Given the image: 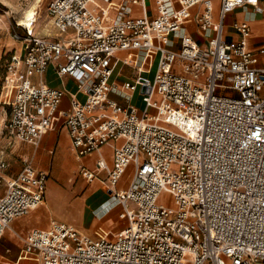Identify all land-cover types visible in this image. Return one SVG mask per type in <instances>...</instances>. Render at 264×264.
Returning a JSON list of instances; mask_svg holds the SVG:
<instances>
[{
	"label": "built area",
	"instance_id": "1",
	"mask_svg": "<svg viewBox=\"0 0 264 264\" xmlns=\"http://www.w3.org/2000/svg\"><path fill=\"white\" fill-rule=\"evenodd\" d=\"M93 1L51 0L52 37L19 21L11 26L22 51L7 65L3 133L10 144L38 146L62 126L79 159L111 146L112 167L100 156L95 169L81 165L79 172L87 181L107 172L111 200L94 213L118 205L126 225L111 238H93L53 221L32 229L5 264H264V45L250 44L248 23L233 24L237 39L227 38L225 25L230 12L247 5L264 15V4L219 0L215 17L213 0H177L174 11L155 0V14L147 0H130L141 16L125 1L105 22ZM1 16L9 12L0 3V29ZM191 21L212 33L208 42L184 32L172 48V36ZM122 52L143 60L152 52L149 65L158 64L153 81L138 67L123 82L130 94L140 92L141 115L130 97L121 104L111 96V77L126 62ZM50 65L74 78L84 99L71 94L62 106L66 91L44 80ZM130 166L131 181L119 190ZM9 168L0 150V241L13 220L44 203L50 174L27 160L16 175ZM162 194L175 206L161 203Z\"/></svg>",
	"mask_w": 264,
	"mask_h": 264
},
{
	"label": "crops",
	"instance_id": "2",
	"mask_svg": "<svg viewBox=\"0 0 264 264\" xmlns=\"http://www.w3.org/2000/svg\"><path fill=\"white\" fill-rule=\"evenodd\" d=\"M125 1H128L129 4L131 5V11H132V15L134 17H139L142 15L141 6L131 4L130 0H94L92 2V7L95 8L96 10H98V12H101V14L103 15V20L105 22H110L115 17V15L117 13L116 12L117 9ZM260 1L262 4H264V0H260ZM151 3H152L151 6H148V11H151L152 14H155V12H156L155 11V0H151ZM167 3H168L169 10H171V11H174L175 8L177 7V0H167ZM213 4H214V9H215V17H217L219 14V10H220L219 9V0H213ZM197 9L198 10L202 9V6L200 5L197 8H194V10H197ZM231 13H234L236 15V19H234V20L230 19ZM242 22H246V23H248L249 26L252 27V34H251L250 39H249L250 44L255 49H257L261 45H264V15L257 13L254 10V8H252L250 5H247L244 8H239V9L229 13V15L226 18V23H225V25L227 27V33H226L227 38L228 39H230V38L237 39L239 37L238 31H237V29H235L233 24L234 23H242ZM5 26L7 27V24H5ZM183 28L184 29L181 32L177 33V34H179V36L181 33H184V32L190 33L201 44L207 43L209 37L212 35L211 32H209V33L202 32V30L196 25L195 21H193V22L191 21V22L186 23ZM48 33H45L43 35H48ZM179 36H174V35L172 36L174 42L172 43L171 46L174 49L179 47V42H178ZM12 38H14V37L12 36ZM21 51H22V47L20 48V52ZM127 55L129 57H131V59L128 58ZM150 55H151V57H150ZM120 57H122L123 59H126V62H124L122 60L118 64V66L116 67L113 75L115 74L116 70L119 69L117 78L112 79V77H111V81L115 85H117L119 92H121V90L123 88V82L126 80H129V79H132L135 76V74L137 73L138 67L140 68L142 66V68L147 70V71L152 69V67L149 65L150 64L149 60L153 57V53L149 52L145 56L144 60L142 59L141 55L137 52H133L130 54L127 52H122L120 54ZM259 62L261 65H264V58H261ZM125 64H131V65L137 64L138 67H136V71L133 72V74L131 76H128V77L126 76V80H124L123 82H119L118 81L119 76H121L123 74V72H125ZM49 76H52V78H53L52 81L54 83H50L47 80ZM44 80L47 84H49L53 87L64 89L66 91V94H65L63 101H62V106H64V107L69 106L71 94H77L78 96L81 94V93H78L77 90H76V92H72L71 90H69L67 88V83L71 80L76 85L75 79L72 77H68V76L61 77L60 75H58V73L54 69V65H50L46 69L45 74H44ZM117 88H116V90H117ZM111 96L115 99V96H113V92L111 93ZM120 102H122L121 104H124V102L126 103L127 101L123 100ZM60 143L65 145L64 151L69 152L71 154L70 159L75 162V164H76L75 168L78 167V172L80 171L81 165H85L89 169H95L96 160L100 156H102L106 160L108 167H112V165H113V159H114L113 149L109 145H107V146L105 145L101 148L100 151L94 152L93 154H91L89 156H85V157L79 159L75 155V152L72 148L71 138L69 136L68 131L64 127L59 126V125L55 129L46 133L43 136V138H42V140L38 146H34V145L27 143V142H24V141H15L14 143L10 144L9 140H8L9 146H7L5 149H2L5 152V157L10 162V168H9V174L10 175H16L23 168L25 160L30 161L32 163V165L38 170H45V171H48L49 173L52 172L53 178L51 180H53V181H51V180L49 181V179H50V174H49V179H48L49 184L47 182V189H46V197H47V190H48L49 198H51V204L48 203L47 205H50L51 208L54 207L53 202L55 200L52 198H54L55 195H52L51 192L49 193V188L52 191L53 190L52 187H55V186L57 187L56 183L54 182L55 175L63 176L65 174L63 170L58 169V167L56 166V162H55L56 158L58 161L57 155L59 153L64 152L61 150V148H59ZM51 151H53V152H51ZM52 154L54 155V161H53L54 176H53V169L51 170ZM54 166H55V168H54ZM43 167H45V168H43ZM106 176H107V172L103 171V173L96 176L97 178L94 179L92 181V183L87 181L83 177L85 179V183L81 186L80 190H83L84 192H83V195L79 196V198H78L80 201L82 200L84 203V206H85L84 213L86 215L88 212L91 213V221H90V225H89L91 231H93V229H95V228H97V226H99V231H101V233L98 231H95L94 234H91L87 231H84L81 227L77 226L73 222L62 221V220H58V219H51L48 222L47 226H42L43 221L45 220L47 215H45L44 213H37V214H33V215H30V214L33 211H35L36 209L40 208L44 204H41L39 207H37L36 209L31 211L28 215H25L23 217H18L15 220H13V222L11 223L13 229H15L16 231H18L20 233L27 235L33 228L47 229L51 225L50 223L52 220H58V221L66 222L69 224L70 223L74 224L82 232L89 234L93 238L110 236L108 234H110L111 231L114 233V230L116 233L117 231H119L120 229H122L126 225L125 212L120 206L117 205V206L112 207L111 210L107 211L101 217H98L97 215L93 214V212L106 207L109 204V200H111L110 199V196H111L110 192L108 191V189L106 187V185H107L105 182ZM126 176H127V178H125ZM132 176H133L132 166H130L127 168L124 177L118 183V185H120V183L123 182L121 184L122 188H118V189L119 190L125 189L129 185ZM95 180H99L101 183H98L97 185H95V187L93 189L90 190V186H92L94 184L93 182ZM56 182H58V181H56ZM89 183H91V184L88 186ZM46 197H45V200H46ZM80 201H76V202H79V207H80ZM44 203H45V201H44ZM92 217L95 218L96 220H98V222H96L94 224V222H92ZM18 224L20 227L25 228L27 226L29 228H25L24 231H20L17 228ZM82 227H84V226H82ZM103 228L104 229H110V230L104 231ZM6 232H5L2 240L0 241L1 243H2V241H6L9 238L6 235ZM14 238L17 239L16 237H14ZM107 238H109V237H107ZM12 241H14V240H12ZM2 244H4V243H2ZM4 248H5V251L7 248L10 249V252L12 251L11 247H6V245L2 249H4ZM21 248H22V245L20 246V250H21ZM20 250H19L18 254L16 255V257L19 255Z\"/></svg>",
	"mask_w": 264,
	"mask_h": 264
},
{
	"label": "rangeland",
	"instance_id": "3",
	"mask_svg": "<svg viewBox=\"0 0 264 264\" xmlns=\"http://www.w3.org/2000/svg\"><path fill=\"white\" fill-rule=\"evenodd\" d=\"M35 1L36 0H0V3L3 4L4 7H6L8 9V12H9V16H3V17L1 16L2 28L0 29V150L5 149L7 146H9L8 139L6 138V135H4V133H3V123H4V119H5L6 115H5L4 108H3V101H4L5 93L4 94L2 93L3 89H4L3 86H4V84H6L8 82V79H9V76L7 74V65H8V61L10 59L11 54L13 52L20 53V48L22 47L21 41L17 40L16 38H12L11 26L13 24L15 25L16 22H18V21H19V23L24 24V19L28 14L27 10ZM50 1L51 0H44L42 3V7L39 8L38 13L41 16V19L37 22H33L34 27H32L33 28L32 32L34 34L43 35L45 33H48L47 32L48 30L52 31L51 37L56 34V30L52 27L50 17L48 15V11H47L48 4L50 3ZM151 4H152L151 0H147V5L151 6ZM230 19H232V20L236 19V15L234 13H231ZM5 24H7V27L5 26ZM17 30L19 32L23 33V31L21 29L18 28ZM174 36H179V34H176ZM127 57L131 59V57H129L128 55H127ZM153 65L154 66L150 70V73L147 72L144 74L151 81L154 80V77H155V74L157 71V67H158L157 62H155ZM136 67H138L137 64H135V65L125 64V72H123V74L121 76H119L118 81L123 82L124 80H126V76L127 77L131 76L133 74V72L136 71ZM118 70L119 69L116 70L115 74L112 76V79L117 78ZM47 80L50 83H54L52 81L53 80L52 76H49ZM67 88L69 90H71L72 92H76V90H77V86L74 84V82L72 80L67 83ZM113 96H115V99L117 101H119V100L123 101V100H126L127 97H130L131 101H133V103L141 109L139 114L140 115L142 114V110H143V107L145 106V103H144V101H142V97L140 95V92H134L132 94L129 93L127 95L125 93L119 92V90L117 88V90L115 89L113 91ZM79 98L84 99V95L80 94ZM120 103H122V102H120ZM59 148H61V150L64 151L65 145L60 143ZM51 152H53V151H51ZM57 156H58V161L56 158V161H55L56 166L58 167V169L63 170L65 174L63 176L55 175L54 182L56 183L57 187L56 186L52 187V189H53L52 191L49 188V193L51 192L52 195H55V197L52 198L55 200L53 202L54 207L51 208L50 205H47L48 203L51 204V198H49L48 190H47V197H46L44 205H42L40 208L33 211L30 215L37 214V213H44L45 215H47V217L43 221L42 226H47L48 222L51 219H58V220H62V221L73 222L77 226L81 227L84 231H87L91 234H94L95 231H98L101 233V231H99V226H97V225H96L97 228H95V229H93V231H91L90 226H89L90 221H91V213L88 212L87 215L84 213V211H85L84 203L82 200L80 201L78 199L79 196L83 195L84 191L80 190V188L85 183V179L78 172V167L75 168V165H76L75 162L70 159L71 154L69 152L64 151L62 153H59ZM53 161H54V155L52 154L51 170L53 169ZM43 168H45V167H43ZM54 168H55V166H54ZM53 176H54V169H53ZM127 176L125 178H127ZM52 178L53 177H52V172H51L49 181ZM51 181H53V180H51ZM56 181H58V182H56ZM95 181H99V180H95ZM91 183H89L88 186ZM99 183H101V182L99 181ZM122 183H120V185H117V188H122V186H121ZM48 184H49V182H48ZM76 201H80V207H79V202H76ZM160 202L161 203L164 202V203H168V204L173 205L170 198H168L167 195L165 196V194H162ZM93 214L96 215V213H94V212H93ZM58 220H56V221H58ZM92 222H94V224H95L96 222H98V220H96L95 218L92 217ZM82 226H84V227H82ZM17 228L20 231H24L25 228H29V227H27V226L25 228L20 227L18 224ZM107 230H110V229H104V231H107ZM114 232H115V230H114ZM112 234H113V232H111V235ZM6 235L10 239L8 238L6 241H2V243H4V244H2L0 242V264H5V261H7V260H13L16 257V255L18 254V252L20 250V246L22 245V243H20L19 239L17 240L14 238L16 236L13 233L7 231ZM24 236L26 237L25 234H24ZM11 239L14 241H12ZM5 245H6V247H11L12 251L6 252L5 248L2 249Z\"/></svg>",
	"mask_w": 264,
	"mask_h": 264
},
{
	"label": "bare ground",
	"instance_id": "4",
	"mask_svg": "<svg viewBox=\"0 0 264 264\" xmlns=\"http://www.w3.org/2000/svg\"><path fill=\"white\" fill-rule=\"evenodd\" d=\"M44 0H36L30 7L29 9L27 10V16L25 17L24 19V24L26 25H30V29L31 31L33 30L32 27H34L33 25V21L37 22L41 19V16L39 15L38 11H39V8L42 7V3H43ZM177 6H178V1H177ZM151 57V55H150ZM151 60V59H150ZM149 60V61H150ZM140 69H143L142 66L140 67ZM121 90V89H120ZM122 92H126V93H130V91H128L127 89H125L124 87L122 88L121 90ZM97 177L93 178L91 181L89 182H92L94 179H96ZM99 183V181H95L94 184L92 186H90V190L93 189L95 187V185H97ZM44 204V203H43ZM173 207L175 206L174 203L172 205ZM53 221H56V220H52L51 223ZM50 223V224H51ZM72 224V223H70ZM78 231H80L83 235H87V236H90L89 234L87 233H84L82 232L79 228H77L74 224H72ZM34 229V228H33ZM6 231H9L11 233H13L17 239H19L20 243H23V238L25 237L23 233H20L18 231H16L15 229H13L12 225L10 226V228H8ZM112 232V231H111ZM115 234V232L110 236H105V237H112L113 235Z\"/></svg>",
	"mask_w": 264,
	"mask_h": 264
}]
</instances>
